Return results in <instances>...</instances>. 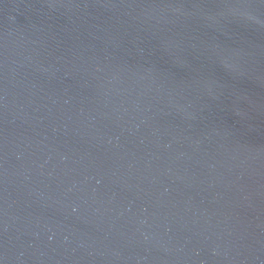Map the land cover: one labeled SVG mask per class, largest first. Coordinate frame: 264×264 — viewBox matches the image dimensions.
I'll list each match as a JSON object with an SVG mask.
<instances>
[{
	"label": "water",
	"instance_id": "water-1",
	"mask_svg": "<svg viewBox=\"0 0 264 264\" xmlns=\"http://www.w3.org/2000/svg\"><path fill=\"white\" fill-rule=\"evenodd\" d=\"M0 264H264V0H0Z\"/></svg>",
	"mask_w": 264,
	"mask_h": 264
}]
</instances>
